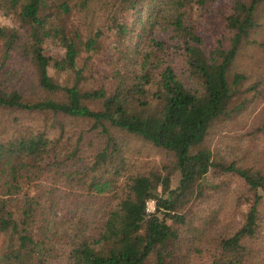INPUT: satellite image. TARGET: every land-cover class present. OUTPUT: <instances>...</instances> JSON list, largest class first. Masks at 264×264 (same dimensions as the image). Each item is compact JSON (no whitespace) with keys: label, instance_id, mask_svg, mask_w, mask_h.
<instances>
[{"label":"trees","instance_id":"1","mask_svg":"<svg viewBox=\"0 0 264 264\" xmlns=\"http://www.w3.org/2000/svg\"><path fill=\"white\" fill-rule=\"evenodd\" d=\"M144 1L134 0L139 9L128 28L109 0H0L1 13L17 22L0 26V264H144L148 257L264 264L256 223L264 198V63L248 65L240 53L248 45L264 52V41L249 38L264 0ZM209 17L218 25L212 38L197 23ZM156 25L170 29L196 88L162 61L155 38L139 52L114 51L110 79L97 83L88 61L106 35L125 41ZM50 45L59 52L47 54ZM258 103L256 125L226 133ZM17 111L43 117L28 123ZM126 139L169 158L130 160ZM211 172L241 186L208 183ZM57 189L75 203L91 199V216H58ZM221 189L218 203L248 204L232 227H220L224 206L216 199V207L201 208Z\"/></svg>","mask_w":264,"mask_h":264},{"label":"rangeland","instance_id":"2","mask_svg":"<svg viewBox=\"0 0 264 264\" xmlns=\"http://www.w3.org/2000/svg\"><path fill=\"white\" fill-rule=\"evenodd\" d=\"M223 4H226L228 0H221ZM147 0L142 2L143 7L146 4ZM109 7L110 9L116 13L117 19L120 23L126 25L128 28L131 26V23L134 19V17L137 14L136 8L139 9V5L135 3L134 0H109ZM141 11V10H140ZM97 21H101V16L96 14ZM215 18L209 17L205 20L197 19L198 25H200L201 30L203 33H205L209 37H214L218 25ZM98 23V22H97ZM0 26H8L13 27L17 26V22L15 21L14 16L12 15H3L0 11ZM171 31L169 28H164V26L161 28V26L156 25L153 28L149 30H145L144 33L139 34L138 36L135 33H132L129 36H126V40L119 41L118 38H115L112 43H110V40L112 36H105L103 39V42L101 44V49L98 50L96 53H92L90 60L88 61L89 66L93 68L95 71L94 76L97 80V83H103L110 79V73L113 70V63L110 60V55L114 51H118L121 48L124 47V45H128V48L130 51H133V53L136 52V50L139 52L143 47L146 41H148L149 38H155L158 41H161L163 43V50L159 53L161 54L160 57L162 61H167L172 68L174 69L176 75L181 79V81L184 83V85L189 89L196 88V84L188 77L185 66H184V58L183 55L180 52H177L171 47L173 38L171 37ZM250 39L258 40V41H264V18L262 19V23L260 27H258L254 32H251ZM138 46L137 48L135 46ZM46 52L49 55L58 53L59 50L53 45H50V47L46 48ZM118 53V52H117ZM243 57H245V63L248 65H253L254 63L258 62V64L262 65L264 63V52H260L258 49L253 47L252 45H248L244 47L241 52ZM87 53H83L81 57H84ZM118 55V54H117ZM248 55L250 57H248ZM81 61V60H80ZM135 65H132L130 70L134 68ZM156 68L154 67L152 71H155ZM49 74L53 76L55 80L58 82H64L67 81V77L63 74L57 73L53 70L49 71ZM262 110V103H258L257 105H254L252 108V113H250L245 123L240 124L237 128H234L232 131H226L227 134H241L245 133L248 129V126L254 124L256 125L258 123V118L255 117V115L258 114V112ZM21 117L23 120L29 121L28 123L35 122L40 123V119L43 117L41 115H33V114H27L20 111H17L16 113L13 112V115H16ZM49 117V115H47ZM260 136H263L260 134ZM128 142L127 148H128V157L129 159L138 160L140 162L149 161L151 164H160L168 160V156L162 152H151L148 149H145L139 142H133L129 139H126ZM215 142V139L213 138L210 140L211 145ZM264 152V151H263ZM144 167H147L144 165ZM208 183H217L219 181L223 182V187L228 186L230 189H235L241 186L240 181L235 177L230 176H216L212 172L208 174ZM122 177L118 180V182H121ZM172 186L175 185V175L171 179ZM59 191H56L57 200L55 204V213L57 215H65L67 217H75V216H83V217H90L91 213L94 209V206H92L91 199L88 202V200L85 202H80L79 199L76 200V203L73 202V200L70 197H66L60 189H57ZM224 189H221L216 192H210L209 199L206 200L204 203H202V207L206 208H213L216 207L215 205L212 206L211 202L214 201L218 197H221L224 193ZM151 203L147 204V212L153 211V202L151 199H149ZM218 203V201H217ZM219 207L224 206L221 211L219 212V218L221 220V228L225 227H232L235 225V223L238 221V217L240 212H244L248 208V204H243L241 206H237L236 202L234 201V198H228L226 202L218 203ZM81 207V208H80ZM258 210V220L256 221L258 225V235L261 236V239H264V198L262 199V202L257 207ZM92 221H94V225H98L99 216L93 217ZM92 224L90 225V230L92 229ZM93 227V231H95ZM144 264H154L151 257H148Z\"/></svg>","mask_w":264,"mask_h":264},{"label":"built area","instance_id":"3","mask_svg":"<svg viewBox=\"0 0 264 264\" xmlns=\"http://www.w3.org/2000/svg\"><path fill=\"white\" fill-rule=\"evenodd\" d=\"M148 203H151V201L150 200H147L146 202H145V204H146V210H148V208H147V204Z\"/></svg>","mask_w":264,"mask_h":264}]
</instances>
